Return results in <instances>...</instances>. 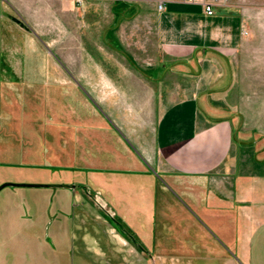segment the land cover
<instances>
[{
    "label": "rangeland",
    "instance_id": "374dc122",
    "mask_svg": "<svg viewBox=\"0 0 264 264\" xmlns=\"http://www.w3.org/2000/svg\"><path fill=\"white\" fill-rule=\"evenodd\" d=\"M230 1L258 32L264 0ZM124 5L0 0V264H246L226 193L264 175V118L228 110L218 167H170L155 137L180 65Z\"/></svg>",
    "mask_w": 264,
    "mask_h": 264
},
{
    "label": "crops",
    "instance_id": "0c3cea01",
    "mask_svg": "<svg viewBox=\"0 0 264 264\" xmlns=\"http://www.w3.org/2000/svg\"><path fill=\"white\" fill-rule=\"evenodd\" d=\"M118 1L125 10L141 14L144 22L148 15L157 50L180 65L172 71L183 84H176L156 128L162 157L177 172H211L230 152L233 120L227 111L247 109L264 118V21L257 22L258 32L243 33L248 25L234 1L214 7L213 16H206L199 5L171 0ZM160 2L164 6L158 10ZM226 195L245 202L239 203L232 223H244L237 235L245 263L264 264V175L240 182L234 196Z\"/></svg>",
    "mask_w": 264,
    "mask_h": 264
},
{
    "label": "built area",
    "instance_id": "2783aa9c",
    "mask_svg": "<svg viewBox=\"0 0 264 264\" xmlns=\"http://www.w3.org/2000/svg\"><path fill=\"white\" fill-rule=\"evenodd\" d=\"M79 2L80 0H76ZM176 3H184L189 5H199L206 16L214 15V7L224 5L227 0H171ZM164 3L160 2L157 9H163Z\"/></svg>",
    "mask_w": 264,
    "mask_h": 264
}]
</instances>
